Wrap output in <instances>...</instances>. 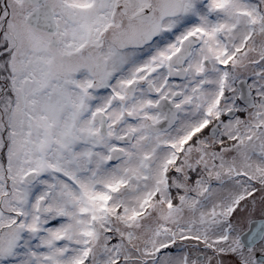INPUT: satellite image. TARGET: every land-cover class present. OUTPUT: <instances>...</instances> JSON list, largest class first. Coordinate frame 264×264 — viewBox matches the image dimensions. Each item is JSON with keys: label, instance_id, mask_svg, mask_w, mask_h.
Returning a JSON list of instances; mask_svg holds the SVG:
<instances>
[{"label": "snow or ice", "instance_id": "obj_1", "mask_svg": "<svg viewBox=\"0 0 264 264\" xmlns=\"http://www.w3.org/2000/svg\"><path fill=\"white\" fill-rule=\"evenodd\" d=\"M0 264H264V0H0Z\"/></svg>", "mask_w": 264, "mask_h": 264}]
</instances>
